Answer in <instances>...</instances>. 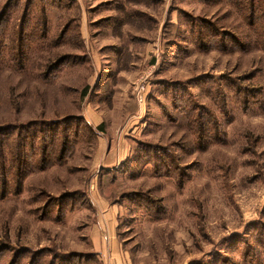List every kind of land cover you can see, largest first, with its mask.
Instances as JSON below:
<instances>
[{"label": "rangeland", "instance_id": "rangeland-1", "mask_svg": "<svg viewBox=\"0 0 264 264\" xmlns=\"http://www.w3.org/2000/svg\"><path fill=\"white\" fill-rule=\"evenodd\" d=\"M0 264H264V0H0Z\"/></svg>", "mask_w": 264, "mask_h": 264}, {"label": "crops", "instance_id": "crops-1", "mask_svg": "<svg viewBox=\"0 0 264 264\" xmlns=\"http://www.w3.org/2000/svg\"><path fill=\"white\" fill-rule=\"evenodd\" d=\"M85 117H86L85 118L86 119V121H85L86 124L87 125H93L92 119L94 121H95V119L93 117L91 119L88 116V113H86ZM91 122H92V124H91ZM97 137H98V143H100V145H99L100 146V148H99L100 151L97 152L98 156H96L95 158H98V159H102L103 158V159H105V161L109 162V164H107L108 166L114 167L115 162H117V161L119 162V160H123L126 157V155H125L126 153H124V151L121 152V147L120 146H119L118 149H116V146H114V147H113V145L111 147L109 146L110 142L111 143H115V138L113 140H111L110 138L104 137L102 134L98 135ZM118 142H119V140H118ZM102 153H104V155H106L105 158L102 157V156H99V154L102 155ZM117 159H119V160H117ZM113 161H114V164H113ZM106 169L107 170H112V168H106ZM107 233L109 235V238L113 237L111 232H110V228L107 229ZM111 248L114 250V246H112ZM95 254L97 255V257H99L98 252H96Z\"/></svg>", "mask_w": 264, "mask_h": 264}, {"label": "built area", "instance_id": "built-area-1", "mask_svg": "<svg viewBox=\"0 0 264 264\" xmlns=\"http://www.w3.org/2000/svg\"><path fill=\"white\" fill-rule=\"evenodd\" d=\"M149 76L150 74L142 76L134 83L133 93L139 105H142L146 102L147 86H148L147 79Z\"/></svg>", "mask_w": 264, "mask_h": 264}, {"label": "trees", "instance_id": "trees-1", "mask_svg": "<svg viewBox=\"0 0 264 264\" xmlns=\"http://www.w3.org/2000/svg\"><path fill=\"white\" fill-rule=\"evenodd\" d=\"M61 61H62V60H60L59 63H60ZM59 63H56L55 66H54V68H56V67L59 65ZM85 93H86V92H84L82 95H85ZM92 255H93V256L95 255V257L97 258V256H96L95 253H92Z\"/></svg>", "mask_w": 264, "mask_h": 264}]
</instances>
